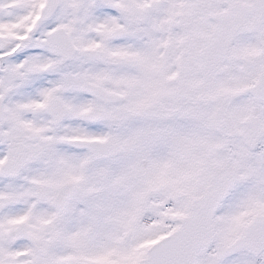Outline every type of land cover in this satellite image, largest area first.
<instances>
[{
    "label": "snow or ice",
    "instance_id": "snow-or-ice-1",
    "mask_svg": "<svg viewBox=\"0 0 264 264\" xmlns=\"http://www.w3.org/2000/svg\"><path fill=\"white\" fill-rule=\"evenodd\" d=\"M0 264H264V0H0Z\"/></svg>",
    "mask_w": 264,
    "mask_h": 264
}]
</instances>
